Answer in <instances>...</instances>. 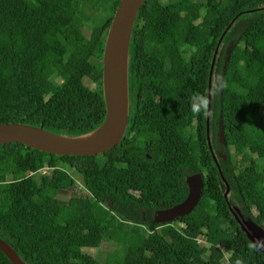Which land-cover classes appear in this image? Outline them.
I'll use <instances>...</instances> for the list:
<instances>
[{
  "label": "trees",
  "instance_id": "1",
  "mask_svg": "<svg viewBox=\"0 0 264 264\" xmlns=\"http://www.w3.org/2000/svg\"><path fill=\"white\" fill-rule=\"evenodd\" d=\"M118 2L0 0V123L66 135L101 124L102 55ZM259 6L264 0H145L129 46L122 140L95 156L0 145V238L28 264H222L225 255L229 264H264L229 209L264 227V9L239 15L215 59L212 84L219 74L227 86L211 97L209 136L216 147L221 119L226 158L215 155L229 185L226 198L206 117L189 105L192 94L208 95L212 55L226 26ZM48 166L49 176L31 174ZM195 172L204 179L195 208L175 221L153 222L154 209L185 198V176ZM60 191L70 192L66 201L55 199ZM102 240L121 247L100 262L83 249ZM0 264H12L2 251Z\"/></svg>",
  "mask_w": 264,
  "mask_h": 264
},
{
  "label": "water",
  "instance_id": "2",
  "mask_svg": "<svg viewBox=\"0 0 264 264\" xmlns=\"http://www.w3.org/2000/svg\"><path fill=\"white\" fill-rule=\"evenodd\" d=\"M144 1L119 0L107 30L102 55L101 81L105 104V117L101 124L95 129L80 135H66L49 131L41 125L36 126L20 122L0 123V145L5 143H22L33 149L57 156H95L112 149L118 144L126 132L129 121L128 65L131 34L138 10ZM262 9H264V6L237 13L222 32L210 63L208 94L211 90L212 79L214 77L213 69L215 59L226 31L242 13ZM233 47V42L227 45L223 67H225ZM206 134L210 147L209 117H206ZM217 137L219 143H225L221 119L218 122ZM212 156L220 173L222 183L225 185L224 197L226 198L229 192V185L213 153ZM220 156L223 159L226 157L225 154ZM185 184L187 186L185 198L170 207L157 210L154 214L153 222H172L181 216L189 214L195 208L199 202L204 186L202 173L195 172L186 175ZM233 207L229 205L234 219L249 241L252 244L264 241V227L257 224L252 218L240 215V210L236 206ZM0 251L4 253L12 264H28L7 241L1 238ZM260 251L264 253V250ZM58 264L80 263L69 261Z\"/></svg>",
  "mask_w": 264,
  "mask_h": 264
},
{
  "label": "clouds",
  "instance_id": "3",
  "mask_svg": "<svg viewBox=\"0 0 264 264\" xmlns=\"http://www.w3.org/2000/svg\"><path fill=\"white\" fill-rule=\"evenodd\" d=\"M226 86H227L226 82L224 81L222 76L217 74L208 95H203L199 93L192 94L189 97V105H190V110L193 113V115L204 116V117L213 116L214 113L211 109V103H212L211 97L215 95H219ZM79 186L83 187V184L81 185L79 184ZM199 238H202V237L201 236L198 237V240ZM249 248L252 251L264 250V241H259V242L250 244ZM236 264H243V261L238 259L236 261Z\"/></svg>",
  "mask_w": 264,
  "mask_h": 264
},
{
  "label": "rangeland",
  "instance_id": "4",
  "mask_svg": "<svg viewBox=\"0 0 264 264\" xmlns=\"http://www.w3.org/2000/svg\"><path fill=\"white\" fill-rule=\"evenodd\" d=\"M87 10L90 14H92V11L89 8ZM81 29H82L84 34L88 35L90 26L87 23H85V24H83ZM84 81L88 86H90V87L93 86V83L89 79L85 78ZM69 172L76 179L78 185L83 184L82 176L79 173H77L76 171H74L72 169H70ZM10 178H11V176L7 175V179H10ZM69 196H70V192L60 191L56 194L55 199L57 201L63 202V201H66L69 198ZM175 225L178 226L179 224L176 222ZM198 242L200 244H204V240L202 238H199ZM120 247L121 246L119 244H116L115 242H109L108 240H102L98 247H96V248H84L83 250L86 253L93 256L98 261L103 262L108 253L115 251L116 249H120ZM221 261H222V264H229L228 256L225 255Z\"/></svg>",
  "mask_w": 264,
  "mask_h": 264
},
{
  "label": "flooded vegetation",
  "instance_id": "5",
  "mask_svg": "<svg viewBox=\"0 0 264 264\" xmlns=\"http://www.w3.org/2000/svg\"><path fill=\"white\" fill-rule=\"evenodd\" d=\"M231 42H233V41H230V43ZM210 139H212L211 137H210ZM214 139H216L215 141L217 142V144H216V147H214L213 148V146H212V144H211V141H210V147H211V149H210V147H209V149H210V152L211 153H213L214 154V156H215V158H216V155H215V152H216V154L218 155V157H221L220 155H222V154H225V152H226V149H221V146H224L225 145V143H219V141H218V137H214ZM208 142V141H207ZM209 146V145H208ZM212 150V151H211ZM226 155V154H225ZM213 157V156H212ZM222 158V157H221ZM226 158V157H225ZM34 177H36V178H38L39 176H41V175H47V176H49L50 175V172L49 171H43V172H41V171H37L36 173H31ZM75 179V178H74ZM76 180V179H75ZM55 197H56V195H55ZM234 206V205H233ZM234 208V207H233ZM236 208H238V207H236ZM161 209H163V208H161ZM239 209V208H238ZM157 210H159V209H154L153 210V214H152V220H153V218H154V214H155V212L157 211ZM240 215H243L242 213H241V211H240ZM177 220V219H176ZM175 221V220H174Z\"/></svg>",
  "mask_w": 264,
  "mask_h": 264
},
{
  "label": "built area",
  "instance_id": "6",
  "mask_svg": "<svg viewBox=\"0 0 264 264\" xmlns=\"http://www.w3.org/2000/svg\"><path fill=\"white\" fill-rule=\"evenodd\" d=\"M53 169H54L53 166H48V167H41L37 171H41V172H43V171H52ZM36 172H34V173H36Z\"/></svg>",
  "mask_w": 264,
  "mask_h": 264
}]
</instances>
